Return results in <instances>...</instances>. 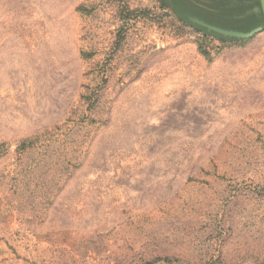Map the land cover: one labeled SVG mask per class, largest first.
Wrapping results in <instances>:
<instances>
[{"label": "rangeland", "instance_id": "374dc122", "mask_svg": "<svg viewBox=\"0 0 264 264\" xmlns=\"http://www.w3.org/2000/svg\"><path fill=\"white\" fill-rule=\"evenodd\" d=\"M253 4L0 0V264L264 262Z\"/></svg>", "mask_w": 264, "mask_h": 264}, {"label": "water", "instance_id": "95a60500", "mask_svg": "<svg viewBox=\"0 0 264 264\" xmlns=\"http://www.w3.org/2000/svg\"><path fill=\"white\" fill-rule=\"evenodd\" d=\"M167 1L170 2V0H167ZM231 1L235 4H241V3H252L253 4V0H241V1L231 0ZM251 14H256V15L261 14L263 18V23H264V0H258L257 4H253L250 9L246 10L244 14L239 15V17L242 18V17L250 16ZM188 18L192 23H196L200 26L205 27L207 31H213L215 33H218V34H221L227 37L247 38L261 31L262 29H264V25L262 24L256 25L248 30H239V29L222 27L216 24H211L197 16L188 15Z\"/></svg>", "mask_w": 264, "mask_h": 264}, {"label": "trees", "instance_id": "16d2710c", "mask_svg": "<svg viewBox=\"0 0 264 264\" xmlns=\"http://www.w3.org/2000/svg\"><path fill=\"white\" fill-rule=\"evenodd\" d=\"M163 4V3H162ZM174 5H175V3H174ZM189 11V10H188ZM183 13H184V11H183ZM193 15V13L191 12V11H189L188 13H185L184 14V16H182V18H184L186 21H189V19H188V15ZM189 22H191V21H189ZM260 24H262V25H264V23H263V18H262V15L261 14H259V15H256V14H252L251 16H249V18H248V22L245 24V26L244 27H241V28H239L240 30H248V29H250V28H252V27H254V26H256V25H260ZM195 26H199V25H197V24H194ZM200 27V26H199ZM201 30L207 35V34H209L207 31H206V29L205 28H203V27H201ZM212 34H214V35H218L219 36V34H215L214 32H211ZM203 52H204V54H206V55H208V52H206L205 50H203ZM259 264H264V262H262V263H259Z\"/></svg>", "mask_w": 264, "mask_h": 264}]
</instances>
